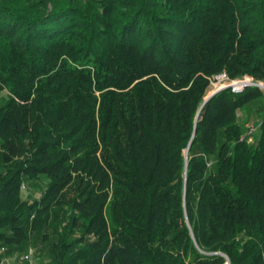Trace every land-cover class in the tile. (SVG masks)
<instances>
[{"label":"trees","instance_id":"obj_1","mask_svg":"<svg viewBox=\"0 0 264 264\" xmlns=\"http://www.w3.org/2000/svg\"><path fill=\"white\" fill-rule=\"evenodd\" d=\"M223 73L264 86V0H0V262L264 264V91L203 107Z\"/></svg>","mask_w":264,"mask_h":264},{"label":"rangeland","instance_id":"obj_2","mask_svg":"<svg viewBox=\"0 0 264 264\" xmlns=\"http://www.w3.org/2000/svg\"><path fill=\"white\" fill-rule=\"evenodd\" d=\"M212 84L214 87L215 84H218V81H216ZM262 90L264 91V89H262ZM207 93L209 95V93H210L209 90L207 91ZM259 107H261V104L259 102L255 103V104H251L246 109H244L242 112L239 113V119H240V121L243 124L245 129L253 128V131H254L255 130L254 128H256L259 125V123L261 121V115L257 112ZM47 184H48V180L45 177H41L38 180L27 181L22 186V197H23V199L29 200V201H33L35 199H40L42 197V194L45 192V190L47 188ZM34 246H30L28 248V249L33 248L36 252L34 264H49V261L47 259H40L37 255V249L36 248H39L41 246L40 241L35 243ZM28 249L25 250L24 252H22L21 254H14L12 257H8V258H10V260H11V258H14V257L16 258L20 255H23L28 251Z\"/></svg>","mask_w":264,"mask_h":264},{"label":"built area","instance_id":"obj_3","mask_svg":"<svg viewBox=\"0 0 264 264\" xmlns=\"http://www.w3.org/2000/svg\"><path fill=\"white\" fill-rule=\"evenodd\" d=\"M216 81H218L217 85H220L218 89L220 88H231L232 92L235 94L242 93L245 88L249 86H257L261 84L255 83V81L252 78H244V79H238V80H230L227 76V74L223 73L219 75L216 78ZM222 83V84H221ZM251 131H253V128H251ZM36 252L33 248L28 249V251L20 255L18 257L14 258H4L0 264H34Z\"/></svg>","mask_w":264,"mask_h":264},{"label":"water","instance_id":"obj_4","mask_svg":"<svg viewBox=\"0 0 264 264\" xmlns=\"http://www.w3.org/2000/svg\"><path fill=\"white\" fill-rule=\"evenodd\" d=\"M258 87H260L261 89H264V86L261 84V85H257ZM225 89H228V88H220V89H217L216 91H214V93H212V94H209L207 97H206V99H205V102H204V105H203V107L217 94V93H219L220 91H222V90H225ZM202 107V108H203ZM228 264H230L229 262H228Z\"/></svg>","mask_w":264,"mask_h":264},{"label":"bare ground","instance_id":"obj_5","mask_svg":"<svg viewBox=\"0 0 264 264\" xmlns=\"http://www.w3.org/2000/svg\"><path fill=\"white\" fill-rule=\"evenodd\" d=\"M220 86V85H219Z\"/></svg>","mask_w":264,"mask_h":264}]
</instances>
